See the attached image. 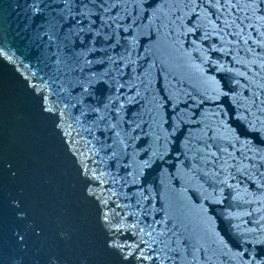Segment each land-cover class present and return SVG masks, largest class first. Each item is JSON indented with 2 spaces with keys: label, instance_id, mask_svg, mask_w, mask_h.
Returning <instances> with one entry per match:
<instances>
[{
  "label": "water",
  "instance_id": "obj_1",
  "mask_svg": "<svg viewBox=\"0 0 264 264\" xmlns=\"http://www.w3.org/2000/svg\"><path fill=\"white\" fill-rule=\"evenodd\" d=\"M0 264H264V0H0Z\"/></svg>",
  "mask_w": 264,
  "mask_h": 264
}]
</instances>
